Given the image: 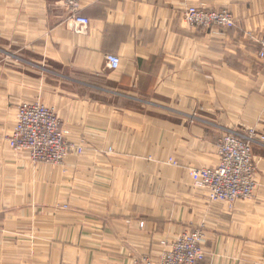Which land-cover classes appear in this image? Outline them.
I'll return each instance as SVG.
<instances>
[{"label": "crops", "instance_id": "obj_1", "mask_svg": "<svg viewBox=\"0 0 264 264\" xmlns=\"http://www.w3.org/2000/svg\"><path fill=\"white\" fill-rule=\"evenodd\" d=\"M188 7L236 26L190 27ZM263 30L264 0H0V264H147L200 228L201 264H264V146L253 196L231 207L188 176L217 165L226 132L264 134ZM23 102L52 109L84 153L58 166L11 150Z\"/></svg>", "mask_w": 264, "mask_h": 264}, {"label": "built area", "instance_id": "obj_2", "mask_svg": "<svg viewBox=\"0 0 264 264\" xmlns=\"http://www.w3.org/2000/svg\"><path fill=\"white\" fill-rule=\"evenodd\" d=\"M183 21L190 27L204 29H232L236 19L228 10H208L203 7H188L183 11ZM66 25L69 29L84 32L89 20L78 14L71 15ZM257 58L264 62V39L258 42ZM109 70H116L120 59L106 56ZM16 123L8 140L14 152H26L33 164L44 163L63 166L70 156H81L84 143L71 142L55 112L45 105L23 102L17 107ZM230 130L220 139L217 150V165L213 168H188L192 188L203 192L209 203H225L229 207L237 201L250 199L256 189V169L252 148L254 143L264 146V134L255 135ZM111 150H109L110 152ZM168 163L177 162L169 158ZM138 227L144 228V222ZM205 234L202 229L184 231L171 240L160 242L163 248L155 262L147 264H201L206 257Z\"/></svg>", "mask_w": 264, "mask_h": 264}, {"label": "rangeland", "instance_id": "obj_3", "mask_svg": "<svg viewBox=\"0 0 264 264\" xmlns=\"http://www.w3.org/2000/svg\"><path fill=\"white\" fill-rule=\"evenodd\" d=\"M233 29V28H232ZM259 37H257L256 39V42H257V45H258V42L263 40L264 39V30L258 35ZM259 48L257 47V52H258ZM262 62V61H261ZM264 64V62H262ZM255 134V133H254ZM255 135H258V134H255ZM256 169V167H255Z\"/></svg>", "mask_w": 264, "mask_h": 264}]
</instances>
